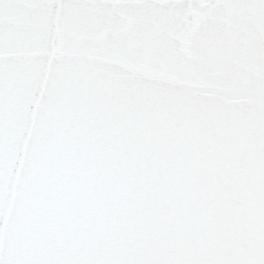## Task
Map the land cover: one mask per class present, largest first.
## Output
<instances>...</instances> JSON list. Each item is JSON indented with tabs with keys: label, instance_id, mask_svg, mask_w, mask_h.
<instances>
[{
	"label": "snow or ice",
	"instance_id": "6c2138e0",
	"mask_svg": "<svg viewBox=\"0 0 264 264\" xmlns=\"http://www.w3.org/2000/svg\"><path fill=\"white\" fill-rule=\"evenodd\" d=\"M0 264H264V0H0Z\"/></svg>",
	"mask_w": 264,
	"mask_h": 264
}]
</instances>
